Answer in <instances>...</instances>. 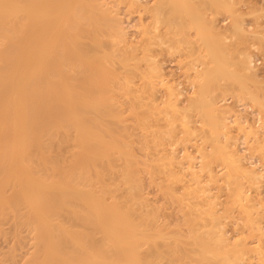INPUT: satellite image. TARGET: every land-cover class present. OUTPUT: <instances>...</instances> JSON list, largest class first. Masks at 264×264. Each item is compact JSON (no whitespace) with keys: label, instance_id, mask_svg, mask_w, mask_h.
<instances>
[{"label":"bare ground","instance_id":"obj_1","mask_svg":"<svg viewBox=\"0 0 264 264\" xmlns=\"http://www.w3.org/2000/svg\"><path fill=\"white\" fill-rule=\"evenodd\" d=\"M177 1L183 4L185 0ZM208 1L226 6L225 0ZM158 12L157 19L162 15ZM117 13L101 0H0V216L10 211L19 217L25 210L24 224L34 240L26 264H159L165 259L173 264L183 257L197 264H244L253 252V258L263 261L264 245L253 249L247 242L235 244L229 237L217 215L218 196L203 180L206 166L201 158L205 155L200 159L188 155L185 163L178 161L174 151L161 157L170 177V193L175 196V180L183 182L189 191L187 199L200 198L199 204L207 207L203 212L213 215L216 222L211 235L185 236L181 231L169 235L159 224V214L144 197L137 176L123 99L130 101L133 117L145 130L159 125L151 119L161 109L123 74L131 66L130 55L136 58L139 47L130 44ZM238 18L233 16L231 31L245 35ZM200 24L216 67L228 71V61L221 58L228 47L216 40L220 36L226 41L228 36L209 21ZM246 53L238 59V66L257 78L254 58ZM167 90L168 105L176 110L178 95L184 93L179 92L181 85H168ZM240 90L252 96L245 85ZM205 100L201 103L204 112L215 122L222 121L223 109ZM243 105L249 107L246 102ZM240 119L249 132L256 131L259 117L254 124L244 116ZM189 121L186 118L183 127L191 137ZM228 122L232 120L225 117L223 127ZM170 125L168 134L173 136L174 115ZM157 130L149 133V144L158 147ZM65 147L70 155L62 157L57 150ZM224 147L232 171H241L261 189L263 170L256 169L257 164L248 166L240 149L231 148L229 142ZM119 160L126 171L116 180L115 162ZM235 195L240 202H253L239 182ZM257 205L264 207L263 197ZM188 214V224L196 226L194 211Z\"/></svg>","mask_w":264,"mask_h":264},{"label":"rangeland","instance_id":"obj_2","mask_svg":"<svg viewBox=\"0 0 264 264\" xmlns=\"http://www.w3.org/2000/svg\"><path fill=\"white\" fill-rule=\"evenodd\" d=\"M225 1L226 6L220 7L210 4L208 0H185L183 4L177 0H140V5H133L130 0H101L118 12L127 29L130 44L139 47L136 58L129 54L131 66L123 69V74L131 80L132 87L140 89V94L145 99L156 100L161 109V114L151 119L159 122V125L145 130L133 117L130 101L123 99L125 102L123 109L127 118L125 124L129 130L128 141L137 163L135 168L137 176L142 183L144 197L159 214V224L165 227L169 235L178 234L180 231L185 236L203 232L211 235L216 222L213 215L203 212L207 207L199 204L200 198L188 196L187 199L189 191L185 189L183 182L175 180L176 183L172 184L175 196L170 193L168 183L170 177L161 157L174 151L178 161L185 163L188 155L192 157L196 155L195 158L198 159L205 155L204 159L201 158L203 161L201 164L204 163L206 166L202 175L211 193L217 195L220 201L217 215L221 217V222L232 242L237 244L244 241L249 247L256 249L257 245H264V207L256 206L259 198H264V194H259L264 191V181L260 189L249 182L241 171H232L229 167V154L224 146L229 142L231 148H239V154L242 159L244 158V162L250 167L257 164L256 169L259 168V171L263 170L264 173V0ZM158 11L162 13L159 20L158 16H155ZM233 16H239L238 21L246 30L245 35L233 34L231 31ZM205 20L215 24L228 36L226 41L220 36L216 37L218 43H225L228 47L227 51L221 54V58L229 63L228 71L218 69L215 60L209 54L208 39L204 38L203 29L198 26V23L201 25L200 22ZM244 52L254 58L253 71L257 72L261 79L246 75L238 66V59L244 56ZM152 66L163 71L154 70ZM230 70L232 72L229 74ZM163 79L168 83H164ZM148 82L154 84L153 90ZM171 84H180L183 91L179 92H184L181 94L183 98L178 95L181 100L178 98L180 102L178 101L176 110L168 105L167 89ZM241 84L249 89L252 96L248 92L244 95L240 90ZM202 99H206V103L215 102L223 109L222 121L215 122L208 112H204L201 107ZM245 102L248 108L243 105ZM147 109L142 108L148 113ZM165 113L169 117H165ZM173 115L176 128L174 137L168 134ZM185 116L188 121L191 118L189 121L191 137L184 133ZM242 116L252 124L259 117L256 131L249 132L240 119ZM225 117L232 120L231 123L228 122V127H223ZM155 129L160 132L158 147L149 144L152 139L149 133ZM243 146L245 147L242 148ZM159 148L162 151H159ZM57 152L62 157L70 155L66 147L58 149ZM122 162L121 160L115 162V165H118L116 180L123 178L126 171L121 166ZM237 182L240 183L242 192L253 200L251 204L238 200L235 195ZM227 183L230 187L226 185ZM191 210L194 211L193 217L197 220L196 226H191L187 222V215ZM24 213L25 210L20 213L21 216L16 217L9 211L0 216V264H26L34 251L33 233L24 224ZM255 255V252L247 255L244 264H264V260L253 258ZM159 264L170 263L165 259ZM173 264L197 262L190 257H183Z\"/></svg>","mask_w":264,"mask_h":264}]
</instances>
